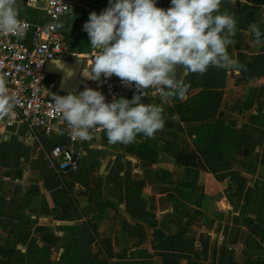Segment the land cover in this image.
<instances>
[{
    "label": "crops",
    "instance_id": "crops-1",
    "mask_svg": "<svg viewBox=\"0 0 264 264\" xmlns=\"http://www.w3.org/2000/svg\"><path fill=\"white\" fill-rule=\"evenodd\" d=\"M45 1L19 0V18L45 24ZM73 1L56 26L78 55L66 61L84 68L81 58L96 50L82 26L108 0ZM221 11L237 18L228 53L240 71L185 77L178 69L187 97L162 105L165 126L154 138L110 144L105 135L79 145L77 171L61 174L50 153L67 142L63 124L29 139L24 123L7 126L0 115V264H33L36 247L70 260L92 241L123 264H264V43L249 29L264 0H223ZM45 84L55 93L59 78L47 75ZM201 91L223 92L216 117L180 122L175 106Z\"/></svg>",
    "mask_w": 264,
    "mask_h": 264
},
{
    "label": "clouds",
    "instance_id": "clouds-1",
    "mask_svg": "<svg viewBox=\"0 0 264 264\" xmlns=\"http://www.w3.org/2000/svg\"><path fill=\"white\" fill-rule=\"evenodd\" d=\"M19 0H0V33L23 38L19 22ZM108 0V7L89 13L82 31L90 47L98 52L88 79L100 81L115 75L126 86L135 85L131 99L106 102L105 95L91 88L55 96L58 112L73 137L90 141L91 130L105 131L110 144H131L138 136L154 138L165 126L163 104L185 100L186 83L178 69L204 74L209 67L240 71L228 48L237 29L235 15L222 12L223 0ZM264 16L249 24L254 42L264 43ZM59 63V62H58ZM154 88L161 104H144L145 90ZM6 80L0 76V115L14 107Z\"/></svg>",
    "mask_w": 264,
    "mask_h": 264
},
{
    "label": "built area",
    "instance_id": "built-area-1",
    "mask_svg": "<svg viewBox=\"0 0 264 264\" xmlns=\"http://www.w3.org/2000/svg\"><path fill=\"white\" fill-rule=\"evenodd\" d=\"M74 7L73 0H46L44 9L48 22L33 25L19 18L20 28L24 32L23 38L15 34L0 33V76L6 80L9 95L15 98L14 107L5 116V124L12 126L22 122L28 128L29 139L40 135L51 136L59 132V126L65 124L67 142L56 145L50 153L56 169L61 174H73L78 169L81 153L79 145L95 143L106 135L102 129L91 130L92 139L82 141L73 137L69 126L58 112L55 105V93L46 88L45 64L48 61L76 58L71 54L65 40L59 33L56 22L68 14ZM97 51L87 57H82L85 67L82 72H90ZM80 90L91 88L102 92L106 102L113 98L126 97L131 99L136 93L135 85L126 86L118 77L113 75L108 79L101 77L100 81H93L82 77ZM67 95L61 94L60 96ZM159 98L154 88L145 90L141 99Z\"/></svg>",
    "mask_w": 264,
    "mask_h": 264
},
{
    "label": "trees",
    "instance_id": "trees-1",
    "mask_svg": "<svg viewBox=\"0 0 264 264\" xmlns=\"http://www.w3.org/2000/svg\"><path fill=\"white\" fill-rule=\"evenodd\" d=\"M222 99L223 92L221 91H201L185 102L177 104L175 112L180 122H209L216 117ZM85 227L92 232L88 223H85Z\"/></svg>",
    "mask_w": 264,
    "mask_h": 264
},
{
    "label": "rangeland",
    "instance_id": "rangeland-1",
    "mask_svg": "<svg viewBox=\"0 0 264 264\" xmlns=\"http://www.w3.org/2000/svg\"><path fill=\"white\" fill-rule=\"evenodd\" d=\"M50 80V85L52 84V79ZM65 126V124H63ZM97 251H94V250ZM33 252V264H123L122 262H115L111 260L105 254L103 250H101L96 243L93 241L88 244L86 247L81 245L77 247L75 252V258L67 260V259H56L53 256V253L50 252V249L46 248H34ZM99 252V253H97ZM35 262V263H34Z\"/></svg>",
    "mask_w": 264,
    "mask_h": 264
},
{
    "label": "water",
    "instance_id": "water-1",
    "mask_svg": "<svg viewBox=\"0 0 264 264\" xmlns=\"http://www.w3.org/2000/svg\"><path fill=\"white\" fill-rule=\"evenodd\" d=\"M82 70L83 61L80 59H74L72 62L62 60L48 61L45 64L46 74L59 78V84L55 92L56 96H60L63 93L68 94L69 92L77 93L82 85Z\"/></svg>",
    "mask_w": 264,
    "mask_h": 264
},
{
    "label": "bare ground",
    "instance_id": "bare-ground-1",
    "mask_svg": "<svg viewBox=\"0 0 264 264\" xmlns=\"http://www.w3.org/2000/svg\"><path fill=\"white\" fill-rule=\"evenodd\" d=\"M84 74H87L85 71L81 73L82 77L87 78Z\"/></svg>",
    "mask_w": 264,
    "mask_h": 264
}]
</instances>
